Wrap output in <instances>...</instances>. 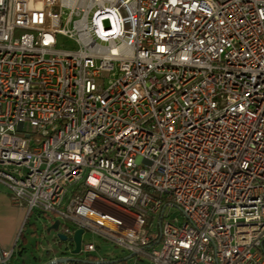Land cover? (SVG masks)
<instances>
[{"label": "built area", "instance_id": "built-area-1", "mask_svg": "<svg viewBox=\"0 0 264 264\" xmlns=\"http://www.w3.org/2000/svg\"><path fill=\"white\" fill-rule=\"evenodd\" d=\"M0 181L44 264H264V0H0Z\"/></svg>", "mask_w": 264, "mask_h": 264}, {"label": "rangeland", "instance_id": "rangeland-1", "mask_svg": "<svg viewBox=\"0 0 264 264\" xmlns=\"http://www.w3.org/2000/svg\"><path fill=\"white\" fill-rule=\"evenodd\" d=\"M40 0H31V4L38 5ZM56 233L44 230L43 221L36 219L35 216L29 217L27 221H24L17 239L15 241V255L9 262V264H44L47 261V257L50 256V252H46L44 247L50 245L57 246L54 242ZM94 242L98 248L93 251L91 255L86 253L78 254L80 259L95 258V259H107L114 260V264H142V262L136 258H128L130 253L122 246L114 245L111 242L105 241L101 236L92 232H86L83 237V243ZM150 261L145 259V264H149Z\"/></svg>", "mask_w": 264, "mask_h": 264}, {"label": "crops", "instance_id": "crops-1", "mask_svg": "<svg viewBox=\"0 0 264 264\" xmlns=\"http://www.w3.org/2000/svg\"><path fill=\"white\" fill-rule=\"evenodd\" d=\"M26 210L11 201V193L0 181V247L12 249L19 230L25 221Z\"/></svg>", "mask_w": 264, "mask_h": 264}, {"label": "water", "instance_id": "water-1", "mask_svg": "<svg viewBox=\"0 0 264 264\" xmlns=\"http://www.w3.org/2000/svg\"><path fill=\"white\" fill-rule=\"evenodd\" d=\"M59 225V220H57L51 227L48 228V231H50L52 228L57 229ZM84 229L79 228L76 230L74 234V240H75V248L73 250L74 253L78 254L81 250V243H82V235H83ZM61 239L65 240L66 235L65 234H60ZM65 260L61 259L60 261Z\"/></svg>", "mask_w": 264, "mask_h": 264}, {"label": "bare ground", "instance_id": "bare-ground-1", "mask_svg": "<svg viewBox=\"0 0 264 264\" xmlns=\"http://www.w3.org/2000/svg\"><path fill=\"white\" fill-rule=\"evenodd\" d=\"M116 26H123V12H114Z\"/></svg>", "mask_w": 264, "mask_h": 264}]
</instances>
